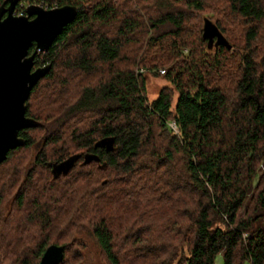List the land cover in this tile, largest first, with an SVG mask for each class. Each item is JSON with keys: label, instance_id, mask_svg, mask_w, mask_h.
Instances as JSON below:
<instances>
[{"label": "trees", "instance_id": "obj_1", "mask_svg": "<svg viewBox=\"0 0 264 264\" xmlns=\"http://www.w3.org/2000/svg\"><path fill=\"white\" fill-rule=\"evenodd\" d=\"M24 1L79 9L0 163V264H84L85 236L105 264H264V0Z\"/></svg>", "mask_w": 264, "mask_h": 264}, {"label": "water", "instance_id": "obj_2", "mask_svg": "<svg viewBox=\"0 0 264 264\" xmlns=\"http://www.w3.org/2000/svg\"><path fill=\"white\" fill-rule=\"evenodd\" d=\"M18 0L0 4V163L11 149L25 143L19 130L39 123L26 115V101L32 87L50 69L51 64L35 67L38 53L48 50L63 28L78 13V6L65 4L46 9L29 4L26 14L16 15ZM34 45V50L30 48ZM65 245L51 244L38 264H59Z\"/></svg>", "mask_w": 264, "mask_h": 264}, {"label": "rangeland", "instance_id": "obj_3", "mask_svg": "<svg viewBox=\"0 0 264 264\" xmlns=\"http://www.w3.org/2000/svg\"><path fill=\"white\" fill-rule=\"evenodd\" d=\"M162 72L164 71L161 70L160 74H155L152 71L146 72V95L150 102L158 96V93L163 86L169 84V82L164 78ZM83 241L85 242V247L83 250L84 264H105L99 256V249L95 241L90 236L83 237ZM215 264H223L222 253H219L216 256ZM245 264H248V262Z\"/></svg>", "mask_w": 264, "mask_h": 264}, {"label": "built area", "instance_id": "obj_4", "mask_svg": "<svg viewBox=\"0 0 264 264\" xmlns=\"http://www.w3.org/2000/svg\"><path fill=\"white\" fill-rule=\"evenodd\" d=\"M33 4H37V5H40L41 7L43 8H46V9H51V8H55L57 7L56 5H50L48 3H43V2H35ZM28 6V4L26 3V1L24 0H18L17 4H16V7L14 9V14L16 15H24L26 14V7ZM170 125L175 129L177 130V127L175 125L174 122H171Z\"/></svg>", "mask_w": 264, "mask_h": 264}]
</instances>
